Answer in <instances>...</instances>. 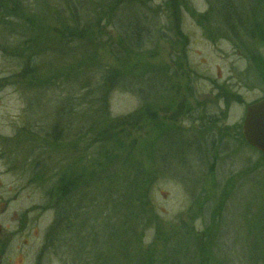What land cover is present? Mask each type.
<instances>
[{"label": "rangeland", "instance_id": "374dc122", "mask_svg": "<svg viewBox=\"0 0 264 264\" xmlns=\"http://www.w3.org/2000/svg\"><path fill=\"white\" fill-rule=\"evenodd\" d=\"M16 1L30 11L33 0ZM70 1L33 6L44 3L50 12ZM112 1L99 9L86 1L74 10L88 42L57 46L50 34L59 55L51 49L31 64L30 52L17 51L20 35L31 31L26 34L13 6L0 10V264H130L133 246L145 256L151 250L155 264H171L174 254L166 248L186 237L192 257L200 235L214 240L220 218L218 263L263 264L264 160L236 140L245 107L264 98V72L251 55L264 59V43L249 54L236 46L224 31L217 0ZM229 1L240 17L250 8L247 0ZM34 7L37 21L57 27L49 13ZM92 8L97 11L89 16ZM259 9L264 19V5ZM63 11L70 19L72 10ZM130 23L143 29L142 44L129 45L119 60L117 27ZM27 65L35 70L21 77ZM108 68L121 74L118 86L110 89L107 82L101 104L96 86ZM48 77L60 86H44ZM120 119L129 120L114 130L116 139L80 137L94 120L113 125ZM198 127L229 153L202 167L189 150L177 157L179 140L192 144ZM57 140L66 149L49 151L48 142ZM165 152L171 154L167 168L159 165ZM112 156L116 174L107 168ZM41 165L45 170L33 181ZM96 169L104 182L83 188ZM75 175L81 179L78 198L73 194L75 203H66L58 217L59 180ZM49 231L56 237L49 240Z\"/></svg>", "mask_w": 264, "mask_h": 264}, {"label": "trees", "instance_id": "16d2710c", "mask_svg": "<svg viewBox=\"0 0 264 264\" xmlns=\"http://www.w3.org/2000/svg\"><path fill=\"white\" fill-rule=\"evenodd\" d=\"M20 1V0H19ZM39 0H33L32 2L29 3V5L32 7H34L33 5L36 4ZM88 1V2H86ZM84 2H86L87 6H92L94 8L97 7V9H99V6L101 5H106V7H108V3L111 4L113 3V5H115L114 1L112 0H74V1H70L67 2V4L64 5L63 3H60L63 6V10L64 8H66V10H72L70 12V19L66 18L65 16V12L63 10H51L50 12L48 10H46V7L44 6V3H42L41 5H37L33 8V11L37 8L43 12L49 13L51 18L53 19L54 22L57 23V27H54L53 25L47 27L43 24L42 21H37V17L38 16H34L33 14H35V12L30 11L28 12L27 10L23 9L21 7V5L16 1V0H0V10L1 9H7L9 12L10 10V6H13L12 10L15 12H19L20 17L19 20H21L20 24L23 27L24 26V30L26 32V34H28V32L31 31L30 35H20L21 36V40H20V44L18 45L17 51H22L24 49L25 53L27 51V53H29L28 57H27V62L29 64H31L30 62H32V60L35 57H44L47 56L49 54V51L52 49L53 52H55L56 54L59 55L58 50H56L55 46L53 45V43L51 42L50 34L55 35V37H52L55 41V43L57 44V46H61L64 43H67L70 46H73V44H71V42H75L74 45L76 43L80 44V43H84V41L86 40V34L85 32L87 31V29H83L80 26V22L77 21V17L75 15L74 10L75 9H79V8H83L84 6ZM229 0H217V4H218V12L221 16V22L225 25L226 30H224L226 32L227 35H229V37H233V41L235 42V45L238 46V44H242L243 45V51L246 54L251 53L250 48L252 46L255 47L256 44H263V40H264V19L262 18L261 12H260V7H262L264 5V0H247V5L250 7L247 10L241 9V17L234 12L232 5L229 3ZM112 5V6H113ZM171 5V8L173 10H175V6L173 4H171V2H169V6ZM54 6V5H52ZM178 6V5H177ZM119 8V7H118ZM97 9H90L88 11V13L91 11V13H89L88 15L90 16L92 14V12H96ZM112 9V7H111ZM24 10V11H23ZM115 11H112V15L114 14ZM24 13V14H21ZM18 14H15L14 16H16ZM49 21V20H48ZM47 21V22H48ZM38 25V26H36ZM45 28V31L48 30V32H45L43 29ZM117 30L120 32L119 37H120V42L117 44V50L119 51V53L117 52V58H119V60L121 59V57L125 54L126 51H129L130 48L129 45H132L133 48H139L141 47L142 44V32L143 29L137 25L136 23H130L128 26H124L119 24L117 27ZM48 33V34H47ZM62 42V44H60ZM248 42H250V47H245L244 44H247ZM48 44L51 45V48H48ZM21 48V49H19ZM24 48V49H23ZM132 48V49H133ZM6 49L8 50V47L3 49V52H6ZM10 50H14V48L12 47V49ZM252 55V60L254 62V65L256 63V68H259L261 72H264V59H262L261 57H257V55L253 52ZM17 56L20 58H25L23 55H19V53H17ZM256 56V57H255ZM251 58V56H250ZM118 60V61H119ZM262 63V64H260ZM34 68L30 67V65L27 67H25L20 75L21 77H25L26 75H24V72H28V74L30 75L32 72H34ZM258 70V69H257ZM67 74V73H66ZM121 72L119 71V69H112V68H108L103 75V82L97 84V88H96V92L98 90L101 100L99 101V103L104 104V100L106 99V94L109 92V89L107 87V82L110 83V89L111 87L119 84L118 83V79L120 77ZM50 79H52V77H48L46 79H44V86H48V85H52L56 87H59L60 84L56 81L53 80L51 81ZM122 81H120L121 83ZM48 84V85H47ZM88 85L86 84L85 87L82 89L83 91L86 90L85 94H88L87 89H85ZM118 86V85H117ZM221 88V87H220ZM86 97V96H85ZM93 94L91 93V99H89V102L91 103ZM99 97V98H100ZM98 99V97L96 98ZM98 101V100H97ZM64 110V109H63ZM61 112V111H59ZM90 120H93L91 118H89ZM128 120L129 119H120L117 122H115V124L113 125H106L105 122L99 123V121L94 120V122L92 123L91 127L89 130H87L84 134L83 132H81V134H83L82 136H80L81 138H87L89 140H91L90 137H92L93 139L95 138L96 140L94 141H103L105 138H110V139H116L115 137V133L114 130H116V128H122V126L128 124ZM204 127H198V132L195 133L194 136V141L193 143L189 144V142L187 141V143H185L182 140H179L180 143V150L179 152L176 154L177 157H179L178 155H182L184 154V152L188 153V150L190 152L193 153L194 158L197 159L199 161L200 166L202 167L203 164L205 162H208L211 158H216L217 156L220 155V153H226L229 151H227L226 146L223 145V148L218 149V147L216 146V138H214V134H211L212 137H210V135L207 138H204V133L199 132L204 130ZM172 133H175L178 137V139H181V135L179 132H174L172 131ZM54 137V136H53ZM76 141V140H75ZM238 142H241L243 145V148H245L248 151H252L255 154H258L260 157H262V159L264 160V154L258 152V151H254L253 149H251L250 147L247 146L246 142L244 141V138L242 136V132H240L239 134V139L236 140ZM55 142V141H54ZM59 141L57 140L56 143H50V146L48 147L49 151L52 150V148H55L54 150H64L66 149V147L63 146H59L58 144H62V143H58ZM46 144V143H45ZM55 144V145H54ZM66 144V143H65ZM103 144V143H102ZM186 144V145H185ZM47 145V144H46ZM238 145V144H237ZM239 146V145H238ZM240 147V146H239ZM227 154V153H226ZM167 156H171V154L169 152H165V153H161V155H159V160L160 162V166L162 165L164 168H167L166 165L164 164V162L167 160ZM174 156V155H173ZM228 156V155H227ZM114 156L110 157L109 162L107 163L109 167H107L109 170H111L110 172L113 171L114 174H116L117 170L116 168H114V160H112ZM231 158V157H228ZM113 163V164H112ZM168 165V162H167ZM178 168V172L180 170L179 173H182V167L177 163ZM162 167V168H163ZM161 168V169H162ZM45 170V165L44 167L39 166L34 172H33V177L32 180L33 181H37L36 180V175L42 171ZM94 171H96V173H94ZM213 172V170H211ZM94 173V174H92ZM90 174H92V176L85 178L84 180V185L85 189H89L90 187H92L93 189H96L98 186V184H100L101 182H104L105 179H101V176L98 172V170H93ZM80 177V176H79ZM77 178V175H75L74 177H70V178H66L64 176L61 177V179L59 180V187H58V194H59V199H58V204L57 207H59L60 211H58L57 216L59 217L60 214L62 215L65 214V207H67L65 204L68 203L69 205H71L74 202V198L75 195H77L76 197L78 198V194L74 193L75 191H80V187L81 183L79 182L81 179ZM77 184V185H75ZM225 185L227 187H229V194L230 192L233 190V186L230 183L229 180L226 181ZM75 194V195H73ZM50 195V193H49ZM147 199V196H146ZM57 202V201H56ZM62 205V207H61ZM73 205V204H72ZM65 206V207H64ZM80 206V205H79ZM114 206V205H113ZM70 208V207H69ZM68 210V209H67ZM221 217V214L218 216V219ZM53 226H56V221L54 222V224H52ZM52 230L55 229V227L51 228ZM223 226H222V222H221V218H220V222H219V226H218V230L216 231V236L214 237V240L212 238H209L206 240L205 237H212L211 236H205V235H200L198 239L195 240V238H193L192 244L194 242V240L196 242H199L201 240V242H199L196 245H193L194 247V252H193V256L190 257L188 255H190L188 253V248L190 245L186 244L187 239L185 238H181L177 241H175L173 243V246H170L166 249H168V251H166V253L172 252L174 255L170 258V263L171 264H221L218 263L217 261V257L221 256L222 254H220V250H221V243H222V231ZM49 233L51 235H56L55 232L53 231H49ZM213 234V233H212ZM56 237V236H55ZM193 237V236H192ZM192 239V238H191ZM208 241V242H207ZM223 244V243H222ZM175 245V246H174ZM132 251L133 258L130 261V264H135L139 263V264H155L154 260H153V253L152 251H147L146 256H151V261L147 262V258L144 255V253L141 255L138 250H135V247H131L130 249ZM133 250H135V252H133ZM180 255L182 257V259L180 258ZM216 255V256H215ZM262 256H259V258L261 257L263 259V264H264V251L261 252ZM168 256V255H167ZM222 257V256H221ZM220 257V258H221ZM222 259V258H221ZM229 264H232V262L226 260Z\"/></svg>", "mask_w": 264, "mask_h": 264}, {"label": "water", "instance_id": "95a60500", "mask_svg": "<svg viewBox=\"0 0 264 264\" xmlns=\"http://www.w3.org/2000/svg\"><path fill=\"white\" fill-rule=\"evenodd\" d=\"M242 135L249 147L264 154V99L247 107Z\"/></svg>", "mask_w": 264, "mask_h": 264}, {"label": "bare ground", "instance_id": "6f19581e", "mask_svg": "<svg viewBox=\"0 0 264 264\" xmlns=\"http://www.w3.org/2000/svg\"><path fill=\"white\" fill-rule=\"evenodd\" d=\"M253 104H254V103H253ZM250 105H252V104H250ZM250 105H248V106H250ZM248 106H246V107H245V112H244V117H243V121H244V118H245V114H246V109H247V107H248ZM243 121H242V125H243ZM247 146H248V145H247Z\"/></svg>", "mask_w": 264, "mask_h": 264}, {"label": "flooded vegetation", "instance_id": "af4514ba", "mask_svg": "<svg viewBox=\"0 0 264 264\" xmlns=\"http://www.w3.org/2000/svg\"><path fill=\"white\" fill-rule=\"evenodd\" d=\"M55 234L54 235H51L50 233H49V235H48V239L50 240V239H52V238H55Z\"/></svg>", "mask_w": 264, "mask_h": 264}]
</instances>
